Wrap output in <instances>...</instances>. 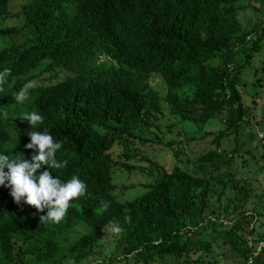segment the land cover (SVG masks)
Wrapping results in <instances>:
<instances>
[{"label": "trees", "instance_id": "obj_1", "mask_svg": "<svg viewBox=\"0 0 264 264\" xmlns=\"http://www.w3.org/2000/svg\"><path fill=\"white\" fill-rule=\"evenodd\" d=\"M63 3L78 14L57 9ZM41 5L50 11L42 12ZM247 10L254 12L252 25L239 18ZM83 18L81 29L76 24ZM261 51L264 0H0V71L8 68L20 78L38 68L43 75L23 103H13L10 91L0 92V154L30 159L34 150L24 147L30 128L21 116L38 112L55 141L63 142L57 162L67 161L48 170L64 182L76 176L87 186L69 202L61 222L53 223L40 222L46 209L39 212L23 200L17 205L11 188L0 185V264H90L104 229L113 223L123 231L112 255L133 264H246L253 252L251 264H264V245L257 249L264 240V193L251 219L217 233L218 245L193 227L211 194L218 200L228 195L231 212L243 214L251 183H238L228 171L221 179L220 170L231 169V163L248 168L254 154L245 146L264 142L253 129L255 111L243 101L248 94L242 78ZM101 54L111 61H99ZM254 70L264 74V60ZM152 75L166 85L162 99L150 87ZM186 86L192 95L180 98ZM162 101L183 133L206 127L202 136L212 137L211 147L195 158L193 174L179 167L159 172L151 165L147 173L153 182L143 185L146 190L120 200L115 171L143 170L132 164L139 154L134 142L162 143L174 127L162 123ZM218 124L222 128L211 131ZM245 128L248 140L241 139ZM224 142H230L229 151ZM114 145L120 147L115 160ZM104 201L110 204L106 211ZM217 248L222 249L215 253Z\"/></svg>", "mask_w": 264, "mask_h": 264}, {"label": "rangeland", "instance_id": "obj_2", "mask_svg": "<svg viewBox=\"0 0 264 264\" xmlns=\"http://www.w3.org/2000/svg\"><path fill=\"white\" fill-rule=\"evenodd\" d=\"M15 11H17V9ZM239 18L244 19L245 24L250 23L251 25L254 24L256 20L254 12L251 10H247L239 14ZM19 25H21V22ZM19 37H22V35H19ZM263 60L264 54L262 51L258 54H255L251 61V67L244 68L242 73V78L246 84V91L248 94L247 97L245 96L243 98V101L249 105L250 110L255 111L254 115L256 117V121L254 119L253 123L255 121L256 125L253 129L259 138L264 137V74L257 73L254 69H259ZM259 78H261L260 83L258 81ZM149 83L150 87L156 90L162 99L166 94V85L161 77L158 75H152L150 77ZM179 94L181 96L180 98H184L187 95L191 96L192 88L186 86L179 91ZM253 101L256 102L255 105L252 104L254 103ZM162 107L166 114V117L163 118L162 123L164 125L173 124L174 127L172 129L170 128V134L168 133L162 137V143H151L145 144L143 146L141 143L134 142L133 146L135 148L138 147L139 154L137 155L136 159L133 160L132 164L139 166L143 170L140 171L139 169H136L134 171L128 172L125 171L124 168H120L115 171L114 184L118 185L117 191L115 193H117L118 199L120 200L132 199L136 195H139L146 190L143 185L153 182V179L147 173L148 168L151 165L158 168L159 172L167 171L169 173L174 168L179 167L182 170L192 173L191 166L193 163H195V158L200 154H203L207 148L211 147L210 140L212 137L210 135H206V137L202 136L204 135V132L208 130L206 127L202 133H183L184 131L179 128V125L176 123L175 119L168 115V107L166 106V102L162 101ZM169 109H171V107H169ZM261 127L263 129H260ZM220 128H222V125L218 124L213 126L211 131L218 132ZM152 130L154 129L152 128ZM248 131L249 128H245L241 138L242 140H248ZM190 136L194 137L189 140ZM170 140H174L176 142V145L171 148L164 145ZM263 144L264 142L255 139L245 146L250 153L254 154V160L252 163H250L248 168L235 166V164L231 163V169L224 166L220 170L221 179H226V174H228L226 171H228L234 174L235 180L238 181V183L242 181L243 185L244 180H247V182L249 181L251 183L249 186H247L250 194L246 195V202H244V205L242 208H240V211H243V214L237 215V213L231 212L232 204H230L228 201V195L222 196L221 199L218 200L217 194H211L210 199L208 202H206V205L200 216L202 219L199 220L198 225H193L194 229L195 227H198V229H201V231L203 230L201 237L208 238L209 240L215 239L216 243L214 245L221 243V240L217 236L218 232L229 230L234 224L242 221L244 217L247 216L249 219H251V216L255 214L253 210L257 202V197L264 193V159H261V155L264 152ZM222 148L226 151H229L231 148L230 142H224ZM110 152H112V158L115 160L120 154V147H118V145H114ZM175 153L178 154L177 157H175ZM146 159H148V161H146ZM209 173L210 172L207 170L206 174L209 175ZM237 193L238 198L242 200L244 196L243 192L241 193L238 191ZM226 208L229 209L228 212L225 211ZM211 222L214 225H210ZM250 228L251 224H249L248 230ZM244 229L246 230V227H244ZM104 230L105 231L101 237V241L96 244V251L91 257L90 264H133L131 258L126 261L118 259L121 256L117 254L112 255V252L115 248L117 234L113 233L109 226H107ZM221 249L222 248H217L215 253L221 251ZM110 260L111 262H109Z\"/></svg>", "mask_w": 264, "mask_h": 264}, {"label": "clouds", "instance_id": "obj_3", "mask_svg": "<svg viewBox=\"0 0 264 264\" xmlns=\"http://www.w3.org/2000/svg\"><path fill=\"white\" fill-rule=\"evenodd\" d=\"M56 7L59 10L67 9L69 14H78L76 10L68 7L67 3L56 5ZM40 8H42V12L50 11V6L41 5ZM20 22L21 25H19ZM17 23L19 28H21L24 20L19 17ZM39 23L44 25V19L40 14ZM76 26L82 29L84 18ZM62 28H71V25L63 26ZM98 58L99 61H111L104 54L99 55ZM9 76L11 77L10 83L3 87V85L8 83ZM41 76L43 75L38 68L30 69L29 73L20 78L10 72V69L5 68L0 71V92L10 91L13 103H23L28 99L29 92L35 91L38 86L37 80ZM3 115L7 118L8 113L5 111ZM21 121L30 128L28 131L30 142L24 147L34 150V153L30 159H25L24 155L23 157L19 155L10 157L6 154H0V185L11 188L10 195L17 205L23 200L25 204L34 207L39 212H44L46 209V214L40 216V222L59 223L66 215L69 202L74 198L83 196L87 186L76 176L64 182L59 177L53 176L51 171L48 170L61 169L67 165V161L57 162L55 153L62 147L63 142L55 141L50 131L51 127H46L42 114L35 111L25 113L21 116ZM15 147L16 145L9 150L13 151ZM45 168L47 170H44ZM109 206L108 201L102 202L101 207L103 210L106 211ZM125 220L130 222L131 217L126 216ZM111 231L119 234L123 229L118 224L113 223ZM250 258L254 257L251 255L246 264H248Z\"/></svg>", "mask_w": 264, "mask_h": 264}, {"label": "built area", "instance_id": "obj_4", "mask_svg": "<svg viewBox=\"0 0 264 264\" xmlns=\"http://www.w3.org/2000/svg\"><path fill=\"white\" fill-rule=\"evenodd\" d=\"M263 245H264V240H262V241L259 242V244H258V248H257V249H260ZM255 256H256V252H254V253L252 254V257H255ZM251 260H252V258L249 259L248 264L251 263Z\"/></svg>", "mask_w": 264, "mask_h": 264}]
</instances>
